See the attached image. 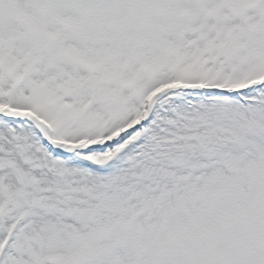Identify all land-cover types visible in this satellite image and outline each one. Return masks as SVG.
<instances>
[{
  "label": "snow or ice",
  "instance_id": "obj_1",
  "mask_svg": "<svg viewBox=\"0 0 264 264\" xmlns=\"http://www.w3.org/2000/svg\"><path fill=\"white\" fill-rule=\"evenodd\" d=\"M0 264H264V0H0Z\"/></svg>",
  "mask_w": 264,
  "mask_h": 264
}]
</instances>
